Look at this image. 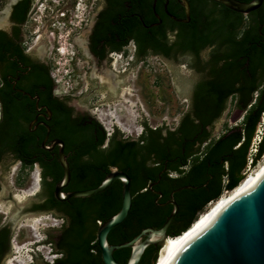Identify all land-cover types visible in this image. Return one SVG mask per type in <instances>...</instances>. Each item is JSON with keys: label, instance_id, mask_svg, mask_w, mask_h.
Instances as JSON below:
<instances>
[{"label": "trees", "instance_id": "1", "mask_svg": "<svg viewBox=\"0 0 264 264\" xmlns=\"http://www.w3.org/2000/svg\"><path fill=\"white\" fill-rule=\"evenodd\" d=\"M208 5L206 0H198L196 7L193 5L195 24L180 29L174 44L166 42L163 30L157 31L148 42H138L137 55L144 57L151 49L155 54L176 58L181 50L197 53L206 42L220 38L231 45L237 80L246 39V106L243 107L246 114L240 126L228 129L216 141L204 145L212 134L206 128L213 126L223 112L222 107L199 105L195 115L189 113L183 117L173 130L152 128L145 123L140 137L129 140L118 131L108 137L99 122L86 124L88 117L74 118L73 109L67 108L62 100H50L55 134L64 141L65 153H72L68 159L72 178L66 192L99 186L113 168L127 173L131 179L133 206L124 223L110 232L111 245L130 241L146 228H161L174 209L168 204L170 194L188 187L174 194L180 209L170 226L176 232L168 234L169 237L181 235L209 203L217 201L225 190L236 189L245 178L250 142L264 113V27L246 25L245 15L226 7L214 17V10L208 9ZM253 40L257 43L251 44ZM122 47L123 44L118 45L115 50ZM46 80L53 84L48 77ZM235 91H240L237 94L242 97V88ZM19 112L20 108L14 107L0 126V134L7 139L2 148L15 153L23 161L24 170L40 164L47 203L70 219L59 239L61 256L51 264H103L96 242L98 223H105L120 211L123 183L117 180L105 192L89 198L58 201L54 189L64 175L60 162L41 149L36 135L19 123ZM25 120L27 125L29 120ZM108 138V145L102 148ZM241 141L240 148H235ZM35 155L38 157L34 158ZM263 155L264 130L254 165ZM162 172L161 183L151 188L150 184L158 182ZM156 191L162 193L159 200ZM160 247L161 244L147 247L138 264H155ZM131 252V248H123L114 257L119 263L127 264Z\"/></svg>", "mask_w": 264, "mask_h": 264}, {"label": "flooded vegetation", "instance_id": "2", "mask_svg": "<svg viewBox=\"0 0 264 264\" xmlns=\"http://www.w3.org/2000/svg\"><path fill=\"white\" fill-rule=\"evenodd\" d=\"M52 1L0 0V126L6 114L14 107H19V123L27 126L28 130L36 135L35 138L40 141L41 149L59 160V147H52V145L53 141L62 139L55 134L54 111L50 100L57 98L62 100L67 108L73 109L72 116L74 118L88 117L86 124L99 121L88 114V111L84 108L81 110L82 113L76 114L75 109L67 99L57 95L49 61L50 48H44L40 45L49 28L43 30V34L39 35L33 46H29L31 36L36 32L31 30L30 18L36 20L34 16L37 15L40 4L45 3L50 11L53 6L56 8L57 6ZM185 1L190 5L189 16ZM206 1L209 4L208 9L214 10V17H218V13L225 8L224 5L216 1ZM253 1L246 0V3L249 4ZM84 2L87 6V15L85 20L83 19L84 21L80 23L81 27L79 29L81 31L73 36V43L77 49V59L79 62L83 60L87 63L89 78L95 80L100 86L108 87L106 83L100 81L99 75L103 76L109 73L111 82L115 84L118 82L116 80V62L118 59L115 58V55L120 54L124 60L130 58L127 65L131 67L139 58L137 55L138 42H148L157 31L161 30L165 33L166 42L174 44L178 40L180 29L195 24L193 22V5L195 6L198 0H85ZM74 8L75 2L72 10ZM60 10L62 9H57L58 12ZM61 14L64 24L70 25L72 16L67 15L65 12ZM52 19L54 17L48 21L50 22ZM49 25H55V22H51ZM246 25H261L260 29H263L264 0L259 9L246 13ZM255 42L253 40L251 44ZM121 44H123L122 49L115 50V47ZM230 46V43L215 38L206 42L197 53L190 50H181L174 58L155 54L151 49H148L146 55L141 58L154 54L165 59H176L179 63L183 76L180 92L182 95L181 106L184 113L181 119L189 113L193 114L199 105L205 104L210 107L223 108L222 114L213 126L228 109H235L236 116L242 114L240 124L235 126L237 127L241 125L246 114V111L243 110V107L246 106V39L243 54L240 57L242 61L241 72L237 80L234 77L235 71ZM188 75H191L190 79ZM46 77L51 81L53 80V84L47 81ZM118 85L117 83L115 92L109 87L108 89L110 92L116 93ZM240 88H242V97L237 94L240 91H235V89ZM25 119L29 120L27 125ZM212 127L208 126L207 131L212 132ZM112 134L108 133V137ZM255 136L254 134L251 139L250 147L254 144ZM219 138L220 136L213 138L211 134L204 145H209ZM125 139L137 140L131 137H125ZM44 141H46L48 149H44ZM6 142L7 139L0 134V196L5 187L4 177L8 169L13 164H18L20 169L24 165L15 153L2 148ZM108 142L109 138L102 148H105ZM241 144L242 141L235 148H240ZM66 155L69 159L72 153ZM40 156H43V154ZM37 157L38 155L34 156V158ZM35 165L39 166L42 173L40 164ZM41 173L38 185L42 182ZM162 174L163 172L159 175L158 182L150 184L152 187L161 183L163 180ZM155 193L158 194L159 200L162 193L160 191ZM44 195L45 189L40 184V193L27 207L21 208L19 216L25 217L23 213H28L31 216L48 213L60 217L61 224L57 229V238L54 241L46 239V243L52 247V251L60 257L61 253H58L59 239L63 229L69 225L70 219L63 216L62 212L52 207L50 203H47V197ZM0 214H2L1 216L4 215L0 217V264H2L12 251L14 243L17 242L16 237H14L16 228L14 227V221L11 220L7 212L2 210ZM99 225H102V223L100 222ZM175 232L176 228L170 229L169 227L167 234H175ZM39 246L38 244L34 245L33 249H38Z\"/></svg>", "mask_w": 264, "mask_h": 264}, {"label": "rangeland", "instance_id": "3", "mask_svg": "<svg viewBox=\"0 0 264 264\" xmlns=\"http://www.w3.org/2000/svg\"><path fill=\"white\" fill-rule=\"evenodd\" d=\"M84 1L53 0L52 3L57 6L51 8L53 12L45 3L40 4L38 13L34 16L36 20H29L31 30L36 31L31 36L29 46H33L39 35L43 34V30L49 28L40 45L50 48L49 61L57 95L67 99L76 114L82 113L83 108L86 109L108 133L118 131L123 138L138 139L144 131L145 123L152 128L175 129L184 113L180 92L183 76L177 60L151 54L145 58L139 57L136 63L129 67L127 61H130V58L124 60L120 54L115 55L118 59L117 72L114 70L116 80L119 81L117 92H110L108 87L98 85L95 80L89 78L87 63L77 59V49L73 43V36L81 31L80 23L87 15ZM74 2L75 8L72 10ZM57 9L62 10L58 12ZM63 12L72 16L70 25L64 24L61 14ZM51 22H55V25H49ZM130 55L132 56L131 53ZM188 78L190 79L191 75H188ZM236 115L235 109H228L212 127L213 138L240 124L242 114ZM260 138L262 139V134L259 133L255 139L256 143ZM262 166L264 159L257 170ZM40 173L41 169L37 165L24 170L20 169L18 164H13L5 173L0 211L7 212L10 217L20 215L21 208L27 207L40 193ZM1 215L0 217L4 216ZM23 215L25 217L19 216V220L14 223V237L17 243H14L12 251L2 264L53 263L59 255L52 251L46 239L54 241L57 238L60 217L48 213ZM32 222L37 223L36 228H32ZM37 244L40 245L39 248L33 249ZM164 245L165 243L162 248Z\"/></svg>", "mask_w": 264, "mask_h": 264}, {"label": "water", "instance_id": "4", "mask_svg": "<svg viewBox=\"0 0 264 264\" xmlns=\"http://www.w3.org/2000/svg\"><path fill=\"white\" fill-rule=\"evenodd\" d=\"M211 1L221 3L226 8L245 16L246 13L259 9L263 3V0H254L249 4L240 0ZM185 7L189 16L190 5L186 1ZM56 146L59 147V162L64 173L62 180L54 189V196L58 201L89 198L105 192L117 180L123 183L120 211L100 225L97 231L96 242L101 251L103 264H121L115 259L114 253L123 248L132 249L127 264H138L147 247L158 244L163 246L169 237L168 229L179 211L174 194L188 187L176 189L170 194L168 203L172 204L174 209L161 228H146L130 241L111 245L108 241L110 232L124 223L133 206L130 177L115 168L95 188L65 192L72 174L65 154L64 141L60 139L53 141L52 147ZM43 147L48 149L46 141L43 142ZM173 264H264V177L250 191L226 205L214 222L181 251Z\"/></svg>", "mask_w": 264, "mask_h": 264}, {"label": "bare ground", "instance_id": "5", "mask_svg": "<svg viewBox=\"0 0 264 264\" xmlns=\"http://www.w3.org/2000/svg\"><path fill=\"white\" fill-rule=\"evenodd\" d=\"M99 79L102 83H106L112 91H116V84H119V81L116 82V84L111 82L109 73H106L103 76L99 75ZM263 177L264 166H262L260 170L255 171L251 176H248L236 189L228 192L227 194L222 196L217 202L212 204L206 212L201 214V216L196 219L193 225L187 231H185L184 234L178 235L176 237H169L164 242V248L161 249L159 258L158 260H156L157 262L155 264H173L175 259L181 253V251L214 222V220L217 218L219 213L226 207V205H228L237 197H240L250 191ZM18 218L19 215L15 214L11 217V220L16 223ZM32 223V228H36L37 223Z\"/></svg>", "mask_w": 264, "mask_h": 264}, {"label": "built area", "instance_id": "6", "mask_svg": "<svg viewBox=\"0 0 264 264\" xmlns=\"http://www.w3.org/2000/svg\"><path fill=\"white\" fill-rule=\"evenodd\" d=\"M52 77L54 78V75H52ZM61 92H63V91H61ZM261 120H262V123H259V125H258V127H257V130H256V132H255V139H256V137L259 135V133L260 134H262L263 135V130H264V113L262 114V118H261ZM255 139H254V144H253V146H251L250 147V149H249V153H248V157H247V167H246V169H245V172H244V175H245V178L242 180V182L248 177V176H251L256 170H257V168L260 166V164H261V161H263V159H264V155L262 156V158L257 162V164L256 165H254V162H255V157H256V154H257V152H258V147H259V144H260V142H261V138L259 139V141H258V143H256V141H255ZM254 147V148H253ZM241 182V183H242ZM241 183L239 184V186L241 185ZM228 192H230V191H228V190H225L224 191V193L222 194V196H224L225 194H227ZM221 196V197H222ZM220 197V198H221ZM219 198V199H220ZM218 199V200H219ZM217 200V201H218ZM217 201H214V202H211V203H209V205L207 206V208H206V210L204 211V212H206L210 207H211V205L212 204H214L215 202H217ZM203 212V213H204ZM202 214V213H201ZM201 214L198 216V217H200L201 216ZM99 224H100V222H99ZM193 225V224H192ZM191 225V226H192ZM182 234H184V233H182ZM169 237H167V239H168ZM166 239V240H167Z\"/></svg>", "mask_w": 264, "mask_h": 264}]
</instances>
